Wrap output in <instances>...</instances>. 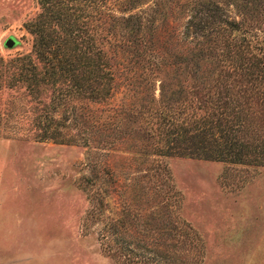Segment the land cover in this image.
<instances>
[{"label": "trees", "instance_id": "16d2710c", "mask_svg": "<svg viewBox=\"0 0 264 264\" xmlns=\"http://www.w3.org/2000/svg\"><path fill=\"white\" fill-rule=\"evenodd\" d=\"M139 2L122 1L129 9ZM38 5L39 12L24 23L32 49L7 64L0 60V82L37 99L46 93L38 101L43 107L33 109L36 136L28 139L65 142L68 121H74L89 127L92 137L98 133L106 143L125 144L142 167L156 162L160 170L159 158L171 156L264 166V37L253 34L264 30V0L190 1L178 17L188 14L184 26L165 36L158 0L149 11L128 15H118L110 0H38ZM231 6L239 19L228 14ZM117 90L123 92L121 103L111 105ZM20 100L11 102L13 114L23 109L16 108ZM19 123L13 120L11 130ZM135 191V199L148 196L143 185ZM152 193L159 206H172L158 185ZM93 200L98 206L89 216L95 222L109 205L102 192ZM136 211L142 221L130 231L136 236L128 238V221L117 215L109 226L117 250L112 254L105 239L111 236L102 230L103 250L112 258L125 254L132 260L127 264H162L156 245L166 236L157 231L163 235L154 237L145 227L147 215ZM157 213L158 207L153 215L159 219ZM172 226L168 237L177 241Z\"/></svg>", "mask_w": 264, "mask_h": 264}, {"label": "rangeland", "instance_id": "374dc122", "mask_svg": "<svg viewBox=\"0 0 264 264\" xmlns=\"http://www.w3.org/2000/svg\"><path fill=\"white\" fill-rule=\"evenodd\" d=\"M122 1L110 0L118 15L147 12L157 0H139L132 9ZM159 1L158 23L165 36L184 26L189 16L178 19L180 11L195 0ZM39 10L38 0H0V60L7 64L11 56L32 49L24 23ZM228 14L240 18L234 6ZM263 32L253 34L262 39ZM11 36L18 43L9 49L5 41ZM0 83V122L8 121L6 130L0 128V264H127L131 259L125 254L112 258L104 252L101 232L111 236L110 223L119 215L128 221V238L136 236L130 231L141 225L136 210L142 207L150 224L145 227L154 237L163 235L157 231L166 236L157 238L162 264H264V166L171 156L159 158L160 170L156 162L142 167L125 144L106 143L98 133L92 137L89 127L79 128L74 121H68L65 142L31 140L38 117L33 109L43 107L38 101L46 93L37 99L27 89ZM122 95L117 90L110 104H120ZM17 97L25 107L19 104L16 108L23 109L13 114L11 102ZM15 119L20 123L12 131ZM156 184L170 208L155 201ZM142 185L148 196L135 199V188ZM98 192L106 195L109 207L94 222L89 212L98 206L93 200ZM157 207L159 219L153 215ZM172 223L177 241L168 237ZM105 239L113 254V237Z\"/></svg>", "mask_w": 264, "mask_h": 264}, {"label": "water", "instance_id": "95a60500", "mask_svg": "<svg viewBox=\"0 0 264 264\" xmlns=\"http://www.w3.org/2000/svg\"><path fill=\"white\" fill-rule=\"evenodd\" d=\"M17 43H18L17 39L11 36L5 41V46L9 49H12L17 45Z\"/></svg>", "mask_w": 264, "mask_h": 264}]
</instances>
